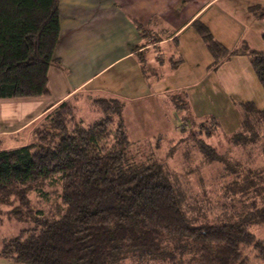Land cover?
I'll use <instances>...</instances> for the list:
<instances>
[{
	"label": "trees",
	"instance_id": "obj_1",
	"mask_svg": "<svg viewBox=\"0 0 264 264\" xmlns=\"http://www.w3.org/2000/svg\"><path fill=\"white\" fill-rule=\"evenodd\" d=\"M253 10L264 18V6ZM193 26L212 57L210 70L238 54L206 26ZM59 35L58 0H0V99L48 94L46 73L56 63ZM244 53L264 91V50ZM72 102L42 117L30 144L0 150V223H23L21 211L31 212L34 203L30 194L37 193L38 202L47 199V184L59 186L62 206L50 213L37 210L32 228L5 239L1 258L17 264H250L245 254L250 250L264 262V240L250 231L264 226V172L248 169L243 177L226 151L205 142L217 129L214 119L194 125L193 133L204 139L192 142L206 166L220 165L222 178L234 175L223 189L232 201L230 210L221 207L216 217L201 220L185 211L184 193L172 174L157 160L136 154L149 140H129L123 100H91L100 116L88 124L76 119L73 112L80 106ZM237 105L240 129L227 143L246 147L264 130V109L252 102ZM187 118L181 120V134L187 132L185 123L191 126Z\"/></svg>",
	"mask_w": 264,
	"mask_h": 264
},
{
	"label": "crops",
	"instance_id": "obj_2",
	"mask_svg": "<svg viewBox=\"0 0 264 264\" xmlns=\"http://www.w3.org/2000/svg\"><path fill=\"white\" fill-rule=\"evenodd\" d=\"M263 6L264 0H58L60 35L56 63L46 73L48 94L0 99V150L30 144L40 119L76 95L123 100L127 133L143 136L165 121L159 99L165 96L172 105L173 93L186 91L195 111L219 86L224 106L252 102L263 110L264 91L244 53L264 50V18L252 11ZM195 22L238 54L210 70L213 60ZM165 49L180 60L178 66L172 58L158 60L167 58ZM147 69L156 70L153 82ZM231 97L240 101L232 105Z\"/></svg>",
	"mask_w": 264,
	"mask_h": 264
},
{
	"label": "rangeland",
	"instance_id": "obj_3",
	"mask_svg": "<svg viewBox=\"0 0 264 264\" xmlns=\"http://www.w3.org/2000/svg\"><path fill=\"white\" fill-rule=\"evenodd\" d=\"M172 45L169 46L171 47L170 51L172 49ZM163 53L166 54L167 58L158 59L160 62H162V60L168 62V59L170 58L173 59V63L177 62L176 56L169 53L167 49H165ZM172 69L174 68L172 67ZM146 72L150 81L153 82L156 70L147 69ZM162 73L163 72L161 71V76H163ZM211 80L212 83L216 84L218 74L215 76L212 75ZM168 86V83H164V89ZM185 93L186 91L173 93L174 97H176L174 99L171 97L170 100L172 102L175 101V106L178 107L177 109L169 103L167 97L163 96L159 99L165 121L150 130L147 136L138 135L130 131L127 135L132 143L149 140V143L142 146L141 150L139 149V152L136 154L141 156L142 159L149 157L152 160H157L170 172V174H172L174 180L178 183L180 190L184 193V209L191 217H199L201 220L204 217L212 219L219 215V208L222 207L226 210L229 208L230 210L232 201L230 199L232 196H229V198L224 193L223 189L228 187V184L232 182L234 175L232 176L229 174L225 175L226 178H222V173L218 171L221 169L220 165L206 166L204 162L201 161L200 154L197 153V150L195 151L192 141L198 138L204 139V136H200L197 132H195V134L193 133L196 129L194 125L197 124V122L208 119H214L216 121L218 125L216 131L213 133L211 139H205V142L216 147L218 150L217 152L219 153L224 154L226 151L224 156L229 158L231 157L232 160H234L232 161L233 163H231H237L240 166L238 170L242 171L241 174H243V177L247 174L248 169L253 172H264V130L261 131L256 143L252 145H248L246 147H233L232 145H228L227 138L238 132L242 121V119H240V106L232 104V101H240L239 98H230L231 104L233 105L232 108L224 106L222 104L223 98L221 90L219 89V86H216V90L214 91L216 96L210 97L204 107L201 106L199 109H196L195 111L198 114L197 115L188 105ZM232 96L234 95L232 94ZM224 100L226 101V99ZM71 101H74L72 102L74 103L73 105L80 106V110L76 109L74 110L75 113L73 112L76 119H82L88 124L92 123L100 116V113L97 114L93 111L91 107V98L88 99L85 98V96H81L76 98V100L72 99ZM180 108H185L186 110L183 111ZM55 110L56 109L52 110L51 113L49 112L50 116L55 113ZM91 110L93 112H91ZM185 116L189 117L186 121H190L191 126L190 123H185V131L187 132L181 134V120ZM191 119L194 122H192ZM157 138H159L160 141ZM19 147H21V144H9L6 149H16ZM43 190L46 192L47 199L38 197L41 198L39 202L36 197V195L38 196L37 193H35L36 195L30 194V202L34 203H30L31 205L29 207L32 210L31 212L29 210L25 211V209L21 211L23 218H26L23 223L13 220H10V222L3 221L0 223V248L5 239L17 236L21 229L32 228V222L35 220L33 214H35L37 210L50 213L56 211V208L62 207L59 200V186L47 184L44 186ZM249 194L251 195L252 193ZM27 211H29V216L26 215ZM250 231L257 238L264 240V226L251 227ZM245 254L248 256L250 264H264L260 258L256 257L255 252L251 253L250 250H248L245 251ZM0 264L7 263L0 259Z\"/></svg>",
	"mask_w": 264,
	"mask_h": 264
}]
</instances>
